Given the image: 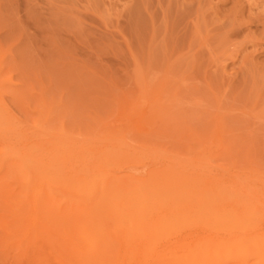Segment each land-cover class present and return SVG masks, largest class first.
Instances as JSON below:
<instances>
[{
  "label": "rangeland",
  "instance_id": "374dc122",
  "mask_svg": "<svg viewBox=\"0 0 264 264\" xmlns=\"http://www.w3.org/2000/svg\"><path fill=\"white\" fill-rule=\"evenodd\" d=\"M261 110L264 0H0V121L4 120L0 122V181L6 191L2 194L33 195V189L22 182L24 177L31 183L41 181L38 185L47 187V193L54 187V195L47 197L50 207L35 212L40 222L35 226L28 221L27 237L8 238L0 227V264H91L93 259L101 264H173V253L181 251L184 256L190 253L192 264H227L230 255L232 264L241 258L264 264ZM218 122H223L224 133L216 137ZM59 140L82 149L74 148L73 154L67 153L71 157L62 159L54 143ZM95 145L108 148L114 159L106 162L114 166L108 165V171L102 163L109 174L104 173L114 174L117 180L127 174L122 183L128 185H157L171 172L195 175L193 183L204 173L210 181L206 178L204 184L191 186L187 176L189 187L185 184L183 196L175 197L180 205L166 213L152 208L134 213L124 195L109 197V209L92 208L96 196L88 192L71 203L75 184L69 179L78 168L76 157ZM25 154L31 155L29 161ZM121 154L133 155L136 164L119 165L116 159L121 162ZM10 162L18 168L10 164L5 169ZM129 173L137 183L128 179ZM46 180L58 181L54 184L59 186ZM177 181L175 186L185 183ZM200 186L205 192H193ZM2 198L3 224L8 218L2 207L8 210V206ZM159 198L158 205L164 197ZM53 202L62 205L58 212ZM237 202L257 209L237 208ZM27 206L23 205L28 214L35 216ZM52 214L60 221L66 215L63 219L68 221L55 224ZM129 221L135 229L141 227L139 232L151 231L153 236L159 232L161 242L182 246L187 241L190 252L186 249L184 254L180 246L175 249L174 243L172 250L160 244L154 247L153 240V246L150 241L140 243L138 230H132ZM127 234L133 240L128 244ZM108 237L114 240L110 239L112 246ZM104 245L108 247L102 257ZM211 256L220 259L212 262Z\"/></svg>",
  "mask_w": 264,
  "mask_h": 264
},
{
  "label": "bare ground",
  "instance_id": "6f19581e",
  "mask_svg": "<svg viewBox=\"0 0 264 264\" xmlns=\"http://www.w3.org/2000/svg\"><path fill=\"white\" fill-rule=\"evenodd\" d=\"M167 74V73H166ZM253 86V85H252ZM215 90V89H214ZM217 91V90H216ZM215 91V92H216ZM219 93V92H218ZM261 96V95H260ZM222 102V101H221ZM218 103H219V101H218ZM220 105V103L218 104V106ZM213 106V105H212ZM223 106V105H222ZM214 108V107H213ZM250 108V107H249ZM257 108V107H256ZM217 109H219V108H217ZM53 110V109H52ZM212 110V109H211ZM254 110H255V108H254ZM210 111V110H209ZM262 111V110H261ZM44 112V111H43ZM219 112V111H218ZM262 112H264V111H262ZM1 113V112H0ZM210 114V113H209ZM262 114H264V113H262ZM261 115V114H260ZM223 118V117H222ZM262 118H264V117H262ZM53 120V119H52ZM220 120V122L222 121V119H219ZM4 120H3V117H2V121H0V122H3ZM224 122V121H223ZM223 122H222V125L220 124L219 125V122H218V127L216 128V137H219V136H221V135H223ZM227 122H228V120H227ZM4 123V122H3ZM1 124V123H0ZM38 125V124H37ZM230 125H232V124H230ZM217 126V125H216ZM226 126V125H225ZM192 127H193V125H192ZM39 128V127H38ZM57 128V127H56ZM55 128V129H56ZM194 128V127H193ZM58 129V128H57ZM195 129V128H194ZM193 129V130H194ZM74 130V129H73ZM195 130H197V129H195ZM229 130V129H228ZM16 131H18V130H16ZM18 133V132H17ZM81 133V132H80ZM198 133V132H197ZM232 133V132H231ZM14 134H16V133H14ZM44 134V133H43ZM101 134V133H100ZM45 135V134H44ZM87 135V134H86ZM97 135V134H96ZM16 136H18V134L16 135ZM22 137V136H21ZM226 137H228V136H226ZM230 137V136H229ZM18 138H20V137H18ZM24 138V137H23ZM28 138V137H27ZM225 138V137H224ZM17 139V138H16ZM223 140V139H222ZM4 141V140H3ZM19 141V140H18ZM179 141V140H178ZM250 141V140H249ZM20 142V141H19ZM199 142V141H198ZM214 142H216V141H214ZM256 142V141H255ZM55 143V147L57 148L56 150H58V152L60 153V155H61V158L62 159H65V157L67 156V158H68V156L69 155H67V153L68 154H73V151H75V149L74 148H76L77 150H79V149H82V148H80L79 146H70L69 144V142H67V141H65V140H62V141H55L54 142ZM219 143H221V142H219ZM53 144V143H52ZM93 144V143H92ZM90 145V144H89ZM101 145V147H102V144H100ZM14 146H16V145H14ZM86 146V145H85ZM98 146H99V144H98ZM103 146H105V145H103ZM35 147V146H34ZM34 147H30L29 149H33ZM37 147V146H36ZM39 147V146H38ZM78 147H79V149H78ZM101 147L99 148V149H97V145H95L93 148H91V149H89L88 151H86V152H81L80 154H81V157L79 156V157H76V158H80L79 160H77L78 162H77V165H78V168L76 169V172H75V174H73L72 176L69 174V176H71L70 177V181L71 182H73L74 184H75V186H73V187H75V190L73 189V193L71 192V195H70V197H69V199H70V202L72 203V200H75L74 199V197H79L80 195H83V193L84 192H88V194L90 195V196H96V198H95V202L93 203V201H94V199H93V201H91V203H93L92 204V208L94 207V208H99V209H102V208H104V209H106V208H108L109 209V197H112V196H118V195H124L125 197L127 196L128 198V200L126 201V203L128 204V206H129V204H131V208H132V212H138V211H140L141 209H143V208H152V209H154V210H157V211H159L160 213L161 212H167V211H169L171 208H173L175 205H180V203H181V201L179 200H175V197H182L183 195L182 194H184V192L186 191L185 190V188L188 186L187 185V176H189L188 178L189 179H191V182H190V184L191 183H193L192 182V176H190V175H186V173H185V175H180L179 173L177 174L176 172H171V173H169L168 175H165L164 177H163V179L161 180V183L160 184H158L157 183V185H155L154 183L153 184H151V185H149L148 184V186H146V185H141V184H137V185H133V184H131L130 185V183H129V185L128 184H125V183H122L123 181H122V179L124 178V179H126L125 177L127 176L128 177V175L126 174H123L122 175V177H120V180L118 179H115L114 178V174H112L111 172V174H110V176L109 175H106V173L107 174H109L108 172H106V170L105 169H107V171L109 170L108 168H110L111 166H113V165H111V164H109L108 163V165H110V167L107 165V163L106 162H109V160L110 159H112L109 155H111L110 154V150L107 148V149H101ZM106 147V146H105ZM41 148V147H40ZM119 148H121V147H119ZM26 149H28V148H26ZM35 149V148H34ZM101 149V150H100ZM122 149V148H121ZM15 150H17V149H15ZM15 150H13V151H15ZM42 150V149H41ZM44 150V149H43ZM42 150V151H43ZM54 150V149H53ZM55 150V151H56ZM120 150V149H119ZM122 150H124V152H125V149H122ZM12 151V153L14 154L15 152H13ZM36 151V150H35ZM42 151L40 152V153H42ZM48 151V150H47ZM79 151H81V150H79ZM54 152V151H53ZM51 153V154H54V153ZM123 151H122V153H124ZM249 152V151H248ZM39 153V154H40ZM56 153V152H55ZM74 153H76V152H74ZM131 153V152H130ZM2 154V153H1ZM17 154V153H16ZM21 154V153H20ZM19 154V155H20ZM31 154V153H30ZM78 154V153H77ZM76 154V155H77ZM113 154V153H112ZM132 154V153H131ZM131 154H128V156L126 155V154H124V156H123V154H121V156H123V157H121V162H122V158H123V160H124V162H118L119 160H118V158L116 159L117 161V163L119 164H125V162L126 163H133V164H136V163H134L135 162V159H134V157H133V155H131ZM34 155V154H33ZM42 155V154H41ZM55 155V154H54ZM75 155V154H74ZM74 155H72L73 157H74ZM114 155V157H115V154H113ZM120 155V154H119ZM118 155V156H119ZM10 156V155H9ZM12 156V155H11ZM25 156H26V154H25ZM24 156V158H27V157H29V156H31V155H29V156H26L25 157ZM36 156H38V155H36ZM43 156V155H42ZM45 156V155H44ZM112 156V155H111ZM117 156V155H116ZM13 157V156H12ZM69 157H71V156H69ZM109 157H110V159H109ZM113 157V156H112ZM120 157V156H119ZM24 158H22L21 156H15V159H21V162L22 161H26ZM43 158V157H42ZM66 158V159H67ZM125 158V159H124ZM7 159H9V157L7 158ZM37 159V158H36ZM50 159V158H49ZM10 161H13V159L11 160V159H9ZM31 160V159H30ZM46 160V159H45ZM44 160V161H45ZM112 160H114V159H112ZM28 161H29V159H28ZM28 161H26V165H27V162ZM40 162V160H37V162ZM42 161V160H41ZM111 161V160H110ZM14 162V161H13ZM10 162L9 164H7L6 166H4L5 167V169H7L8 170V165H12V164H14V163H16V164H14L15 166L16 165H19V164H17L18 162ZM34 162H35V160H34ZM106 163L105 165H106V167L104 166V168H102V163ZM112 162H114V161H112ZM6 163V162H5ZM30 164V162L28 163V165ZM35 164H37L36 162H35ZM44 164V163H43ZM72 164V163H71ZM119 164V165H120ZM27 165V166H28ZM32 165V164H31ZM13 166V165H12ZM15 166H13V168L15 167ZM63 166V165H62ZM116 166H118V165H116ZM124 166V165H123ZM20 167V166H19ZM23 167H24V165H23ZM33 167V166H32ZM38 167V169H40V168H42V167H40L39 168V166H37ZM46 167H47V165H46ZM114 167V166H113ZM3 168V167H2ZM15 168H18V167H15ZM48 168H49V165H48ZM69 168V167H68ZM84 168V169H83ZM192 168V167H191ZM4 169V170H5ZM21 169V168H20ZM34 169V168H33ZM37 169V170H38ZM44 169V168H43ZM43 169H41L42 171H43ZM66 169V168H65ZM7 170H5V172L7 171ZM11 170H13L12 168H11ZM16 170H18V169H16ZM25 170H27V167L25 166ZM50 170V169H49ZM52 170V169H51ZM50 170V171H51ZM104 170V171H103ZM111 170V169H110ZM173 170V169H172ZM9 171H10V169H9ZM40 171V170H39ZM45 171H46V169H45ZM44 171V172H45ZM54 171V170H53ZM156 171V170H155ZM176 171H177V169H176ZM183 171V170H182ZM8 172V171H7ZM18 172H19V170H18ZM20 172H22V170L20 171ZM30 172H33V170H31ZM41 172V171H40ZM62 172H63V170H62ZM104 172H106V173H104ZM167 172H169V171H167ZM194 172V171H193ZM206 172V171H205ZM14 173H17V172H14ZM54 173L56 174V172L54 171ZM67 173V172H66ZM66 173H65V175H66ZM192 173V172H191ZM199 173V172H198ZM31 174H33V173H31ZM30 174V175H31ZM45 174V173H44ZM52 174V173H51ZM59 174V173H58ZM58 174H56V175H58ZM68 174V173H67ZM122 174V173H121ZM121 174H119V175H121ZM130 174L131 173H129V178L128 179H131L132 177V175L130 176ZM205 174H207V173H205ZM8 175V174H7ZM33 175H35V173L33 174ZM42 175V174H41ZM48 175V174H47ZM62 174H60V176H61ZM111 175H113L112 177L113 178H111ZM204 175V173L202 174V176ZM1 176V175H0ZM20 176V175H19ZM40 176V175H39ZM124 176V177H123ZM197 176H198V174H197ZM201 176V177H202ZM206 176H209L208 174L206 175ZM22 177V176H21ZM29 178H30V176H28ZM35 177H37V176H35ZM116 178H117V176H115ZM131 177V178H130ZM135 176H133V178H134ZM155 177V176H154ZM160 177V176H159ZM193 177H195V175L193 176ZM199 177V178H198ZM198 177H196L195 178V181H194V183H196L197 182V184L198 183H201V184H204V183H202V182H204L203 180H206V178H205V176H203L202 178L200 177V176H198ZM210 177V176H209ZM208 177V178H209ZM7 178H8V176H7ZM19 178V177H18ZM33 178V177H32ZM43 178H44V176H43ZM56 179L57 177H53V179ZM67 178V177H66ZM119 178V177H118ZM132 178V179H133ZM205 178V179H204ZM207 178V179H208ZM212 179L213 178H215V177H211ZM219 178V177H218ZM1 179V178H0ZM37 179H40V180H43V179H41V178H37ZM48 179V178H47ZM52 179V178H51ZM52 179V180H53ZM68 179V178H67ZM110 179L112 180L111 182H110ZM123 179V180H124ZM127 179V180H128ZM132 179H131V182H136L137 183V180H133L132 181ZM140 179V178H139ZM142 179V178H141ZM145 179V178H144ZM178 179H180V181L181 182H185V183H183V184H181L182 186H180V184H179V186L178 185H176L175 186V182H176V184H177V180ZM188 179V180H189ZM19 180H22V179H20L19 178ZM50 180V179H49ZM57 180V179H56ZM58 180H59V176H58ZM116 180V181H115ZM126 180V181H127ZM158 180V179H157ZM209 181H210V179H208ZM31 181V179L30 180H28V178L27 179H25V177H24V180L22 181L23 183H25L28 187H31L33 190V195H31V196H29L28 194L29 193H22V194H20V195H16V194H13V192L12 193H7L6 195L4 194V196H3V194H2V192L4 191V190H2L3 188H2V182L0 181V198H2L3 199V202L8 206V210H7V208H5V207H2V209L4 208V209H6V214H7V218L8 219H6L5 220V222H4V220L2 221V222H4L3 224L2 223H0V227L2 226L3 227V230L2 231H5V234H7L6 236H8V238L10 237V236H15V237H13V238H16L17 236H20V238H24V237H27V234H29V231L27 232V227H26V225H28V221H32V223H36L37 224V222H40L38 219H37V217H36V213L38 212L39 213V209H41L42 208V210H43V208H44V210L46 209V208H48V207H50V205L48 206V200H47V197L48 196H51L52 194V189L54 188L53 186H55V184L54 183H56V182H58V181H54V183L51 181V182H48L47 180H46V182H48L47 184H50V185H52V183L54 184L52 187L53 188H51L50 190H51V192H50V190L48 191V193L47 192H45L46 190V188L47 187H43V186H46V184L44 185H42V187L43 188H41V185H38L37 183H31L30 182ZM190 181V180H189ZM215 181V180H214ZM21 182V181H20ZM21 182V183H22ZM45 182V183H46ZM68 182V181H67ZM71 182H70V185H71ZM128 182V181H127ZM134 182V183H135ZM153 182V181H152ZM219 182V181H218ZM217 182V183H218ZM44 183V182H43ZM179 183V182H178ZM193 183V184H194ZM216 183V184H217ZM187 185L186 187L184 186V185ZM4 185H5V182H4ZM58 186H59V184H57ZM55 186V187H58V186ZM61 185V184H60ZM195 185V184H194ZM220 185V183L218 184V186ZM25 186V185H24ZM65 186V185H64ZM68 186V185H67ZM191 186H192V184H191ZM217 186V185H216ZM4 187V186H3ZM61 187V186H60ZM59 187V188H60ZM189 187V186H188ZM26 188V187H25ZM30 188V189H31ZM49 188H50V186H49ZM59 188H56V189H58V191H57V193L59 192ZM218 188H220V187H218ZM215 189H216V187H215ZM222 189V188H221ZM226 189V188H225ZM225 189H222L223 191L225 190ZM45 190V191H44ZM48 190V189H47ZM190 190V189H189ZM227 190H230V189H227ZM21 191V190H20ZM25 191V190H24ZM196 191H198V192H200V191H204L205 192V190H202V187L200 186V187H198L196 190H194L193 192H196ZM226 191V190H225ZM4 192H6V191H4ZM30 192V191H29ZM55 192V191H54ZM188 192V191H187ZM32 193V192H31ZM207 193V192H206ZM1 194H2V196H1ZM51 194V195H50ZM61 194V193H60ZM187 194V193H186ZM185 194V195H186ZM212 194V193H211ZM219 194H220V192H219ZM54 195V194H53ZM52 195V196H53ZM57 195V194H56ZM182 195V196H181ZM184 195V196H185ZM197 195H199V194H197ZM69 196V195H68ZM55 197V196H54ZM143 197V199H144V197L146 198V197H148V198H146V200H145V202L143 203V201H142V198ZM159 197H164V199H162L163 201L160 203L159 201V205L157 204V198H159ZM91 198V197H90ZM113 198V197H112ZM139 198L141 199V201H142V204H140V203H138L139 201ZM50 199H51V197H50ZM53 199V198H52ZM97 199V200H96ZM159 199H161V198H159ZM91 200V199H90ZM112 200V199H111ZM148 200V201H147ZM1 201V200H0ZM62 201V200H61ZM77 201V200H76ZM114 201H115V199H114ZM116 201H118V200H116ZM49 202H50V200H49ZM59 202V201H58ZM17 203H20V205L19 206H17ZM25 203H27V205L29 206V208L30 209H33V211H34V214H35V216H30L28 213H29V211H28V209H26V207L24 208L23 207V205L25 204ZM89 203H90V201H89ZM50 204V203H49ZM55 204H57V206L59 207V208H57V206L56 205H54V202H53V206H55V211H59L58 209H61V206L62 205H59V203H55ZM62 204V203H61ZM0 205H1V202H0ZM51 205H52V203H51ZM71 205V204H70ZM69 205V209H71V206L72 207H74L73 205H71L70 206ZM256 205V204H255ZM27 206V207H28ZM75 206L77 207V205L75 204ZM106 206H108V207H106ZM112 206V205H111ZM124 209L125 208H127V207H125L124 205H121ZM237 208H245V209H249V210H254V209H257V205L256 206H254V205H252V204H249V203H245V204H243V203H238L237 202ZM106 207V208H105ZM113 207V206H112ZM24 208V209H23ZM78 208V207H77ZM85 208V207H84ZM111 208V207H110ZM29 209V210H30ZM52 209H53V207H52ZM65 209V208H64ZM63 209V210H64ZM51 210V209H50ZM79 210H82V209H79ZM78 210V211H79ZM129 209L127 208V211H128ZM3 211V210H2ZM49 211V210H48ZM67 211V210H66ZM74 211V210H73ZM76 211H77V209H76ZM75 211V212H76ZM101 211V210H100ZM36 212V213H35ZM41 212V211H40ZM53 212V211H52ZM56 212V213H57ZM64 212V211H63ZM89 212H90V210H89ZM118 212V211H117ZM122 212V211H121ZM165 212V213H166ZM51 213V212H50ZM50 213H48V214H50ZM54 213V212H53ZM5 214V213H4ZM3 214V215H4ZM47 213H45L44 215H46ZM124 214V213H123ZM127 214V213H126ZM39 215V214H38ZM51 215V214H50ZM49 215V216H50ZM58 216V213L57 214H55V216ZM122 215V214H121ZM54 214H52V216H51V218L52 219H54ZM65 217H67L66 215H64ZM64 216H62L63 218H64ZM70 216V215H69ZM112 217H114V216H112ZM121 217V216H120ZM62 218V221L64 222V223H66L67 221H68V219L66 220V218L65 219H63ZM55 219H56V217H55ZM55 219H54V222H58V223H55V224H61V222L62 221H60L59 219L60 218H58V220L56 219V221H55ZM65 220V221H64ZM129 220V219H128ZM18 223H17V222ZM49 221V220H48ZM60 221V222H59ZM124 221V220H123ZM16 222V223H15ZM73 222V221H72ZM130 223H128V224H131V221H129ZM74 223V222H73ZM85 223H87V222H85ZM101 223V222H100ZM136 223H138V222H136ZM34 224H32L31 226L32 227H34ZM36 224H35V226H36ZM49 224V223H48ZM75 224V223H74ZM93 224V223H92ZM135 224V223H134ZM133 224V225H134ZM139 224V223H138ZM141 224V223H140ZM147 224V223H146ZM69 225H71V224H69ZM90 225V224H89ZM132 225V224H131ZM133 225H132V230H134L135 228L133 227ZM47 226H49V225H47ZM61 226V225H60ZM93 226V225H92ZM95 226V225H94ZM139 226V225H138ZM137 226V227H138ZM145 226V225H144ZM161 226V225H160ZM1 227V228H2ZM32 227H30V229L32 228ZM159 227V226H158ZM102 228V227H101ZM130 228H131V226H130ZM139 228H141L140 226H139ZM135 229V231L136 230H138L137 231V233H135V232H133V233H135L136 234V236H137V240L140 242V243H144V244H147V243H149V241L150 240H153V242H154V247L155 246H157L158 244H160V246L161 247H163V249H165V248H167L168 249V247H171L170 249L172 250V246H170V245H172L173 243L171 242V244H169L168 243V241L167 240H163V241H165V242H161V236L160 235H158V236H160L159 238H158V236H156V234H158L159 232V230L157 231L158 233H156V231L154 232V233H156L155 234V236H153L152 234H151V231H150V233L149 232H147L146 231V233L143 231V232H139L141 229ZM150 228H151V226H150ZM29 229V230H30ZM46 229V228H45ZM48 229H49V227H48ZM149 229V228H148ZM156 229V228H155ZM162 229V228H161ZM77 230V229H76ZM92 230H93V227H92ZM143 230V229H142ZM150 230V229H149ZM157 230V229H156ZM91 231V230H90ZM124 231V230H123ZM129 231V230H128ZM107 232V231H106ZM34 233V232H33ZM37 233H38V230H37ZM78 233H79V231H78ZM78 233H76V234H78ZM90 233V232H89ZM95 233V232H94ZM94 233H92V234H94ZM130 235H131V233L130 232H128ZM162 233V232H161ZM164 233V232H163ZM162 233V234H163ZM255 233H257V232H255ZM39 234V233H38ZM75 233H74V235H76ZM87 234V233H86ZM125 234V233H124ZM129 234H127V240H128V242H127V240H126V244H128L129 243ZM134 234V235H135ZM33 235V234H32ZM79 235V234H78ZM77 235V236H78ZM94 235H96V234H94ZM111 235H113L112 233H111ZM129 235V236H128ZM101 236V235H100ZM164 236V235H163ZM39 237V236H38ZM74 238H76V236H73ZM81 237H83V236H80V239H81ZM96 237H98V236H96ZM155 237H157L156 239H159V240H155ZM219 237V236H218ZM109 238V237H108ZM132 238V237H131ZM220 238V237H219ZM222 238V237H221ZM11 239V238H10ZM21 239V240H22ZM77 239V238H76ZM87 239V238H86ZM99 239H101V238H99ZM110 239H112L111 237L109 238V243H108V246L109 245H111L112 246V244L114 243H112V240H110ZM134 239V238H133ZM165 239V238H164ZM246 239V238H245ZM13 240V239H12ZM15 240V239H14ZM13 240V241H14ZM97 240V239H96ZM136 240V241H137ZM212 240H213V238H212ZM114 241V240H113ZM117 241V240H116ZM130 241H133V240H130ZM138 241H137V243H138ZM166 241H167V243H166ZM204 241V240H203ZM208 241V240H207ZM219 241H221V240H219ZM245 241V240H244ZM24 242V241H23ZM22 242V243H23ZM74 242H76L75 240H74ZM151 242V241H150ZM186 243H187V241H185ZM205 242V241H204ZM256 242V241H255ZM13 243V242H12ZM79 243V242H78ZM78 243L76 242L75 244H77L78 245ZM107 243V242H106ZM105 243V244H106ZM136 243V244H137ZM179 242H176L175 241V243L173 244L174 246V248L176 249L178 246H180L179 244H178ZM183 244L182 243V246L184 245V247H186V245H188V244ZM198 243H200V241L198 242ZM203 243V242H202ZM201 243V244H202ZM27 244V243H26ZM26 244H24V245H26ZM81 244V243H80ZM100 243H97V248H99L98 247V245H99ZM130 244H131V242H130ZM134 244V243H133ZM143 244V245H144ZM155 244H157V245H155ZM181 244V243H180ZM203 244H206V243H203ZM210 244V243H209ZM253 244H255L254 242H253ZM23 245V244H22ZM82 245H84V244H82ZM138 245V244H137ZM151 245H152V242H151ZM152 245V246H153ZM198 245H200V244H198ZM256 245V244H255ZM107 246V247H108ZM131 246H133V245H131ZM182 246H180L181 248H182ZM189 246V245H188ZM191 246V245H190ZM189 246V247H190ZM93 247H94V245H93ZM106 247V245H104V248H101V250L103 251V255H102V257H104L105 256V254H106V251H104L105 250V248H107ZM114 247V246H113ZM130 247V246H129ZM180 247H178L177 249H179ZM180 248V250H184L185 252H186V249H187V247L186 248ZM213 247H215V246H213ZM226 247V246H225ZM95 248V247H94ZM114 248H116V247H114ZM134 248V247H133ZM138 248V247H137ZM212 248V247H211ZM227 248V247H226ZM100 249V248H99ZM129 249V248H128ZM131 249V248H130ZM160 249V248H159ZM162 249V248H161ZM162 249V250H163ZM216 249H217V247H216ZM224 249V248H223ZM257 249V248H256ZM98 250V249H97ZM106 250H108V249H106ZM113 250H115V249H113ZM132 250V249H131ZM189 252H190V250H189V248L187 249ZM242 250H245V249H242ZM99 251V250H98ZM102 251H100L101 253H102ZM176 251V250H175ZM188 251L186 252V253H184V254H188ZM226 251V250H225ZM166 252V251H165ZM165 252H163L162 251V253H165ZM168 252H171L170 250L168 251ZM173 252H174V250H173ZM173 252H171V253H173ZM181 252H183V251H181ZM180 252V253H181ZM224 252V251H223ZM100 253V254H101ZM132 253V252H131ZM159 253V252H158ZM170 253V254H171ZM175 253V252H174ZM173 253V257H172V260H173V264H192V262H190V260H189V256L188 255H183V253H182V255L180 254V253H175V254H178V255H176L175 256V254ZM231 253V252H230ZM244 253H246L245 251H244ZM108 254V253H107ZM157 254V253H156ZM229 254V253H228ZM232 254V253H231ZM117 255V254H116ZM180 255V256H179ZM217 255L218 254H216V255H214V256H216L217 257ZM240 255V254H239ZM243 255V254H242ZM82 256V255H81ZM93 256V255H92ZM91 256V257H92ZM99 256V255H98ZM192 256V255H191ZM233 256V255H232ZM236 256V255H235ZM234 256V257H235ZM89 258V261L88 262H90V260L92 259V258ZM212 257V256H211ZM229 257H231V255L229 256ZM229 257L228 258H226V259H228V261H229ZM233 257V258H234ZM236 257H240V256H236ZM235 257V258H236ZM242 257H249V254H248V256H242ZM86 258V257H85ZM88 258V257H87ZM101 258V257H100ZM100 258H99V260H100ZM109 258V257H108ZM146 258V257H145ZM165 258V257H164ZM193 258V257H192ZM107 259V258H106ZM152 259H154V258H152ZM166 259V258H165ZM193 259H195V258H193ZM212 262H217V260L218 259H220V257H218V259L217 258H213L212 257ZM231 259V258H230ZM84 260V259H83ZM104 260V259H103ZM166 260H168V259H166ZM165 260V261H166ZM247 260H249V262H247ZM242 259L241 258V260L240 259H237V262H235V261H233L234 262V264H248V263H250V259L248 258V259ZM256 260V259H255ZM96 261V262H98V264L100 263V261H97V260H95V259H93V260H91V264L92 263H94V262ZM101 261H102V259H101ZM228 261L226 262L227 264H228ZM254 261V260H253ZM84 263H85V260L83 261ZM110 262H113V261H111L110 260ZM163 262V261H162ZM167 262V261H166ZM196 262V261H195ZM230 263H231V260L229 261ZM107 264L108 262H104L103 264ZM224 264H225V262H223ZM229 263V264H230ZM255 263V262H254ZM86 264H88V263H86ZM95 264H97V263H95ZM101 264V263H100ZM109 264V263H108ZM113 264V263H112ZM141 264V263H140ZM219 264V263H218ZM222 264V263H221ZM232 264V263H231ZM251 264V263H250ZM258 264V263H257Z\"/></svg>",
  "mask_w": 264,
  "mask_h": 264
}]
</instances>
